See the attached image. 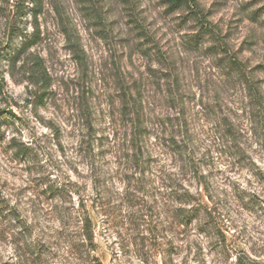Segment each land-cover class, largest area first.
Listing matches in <instances>:
<instances>
[{
  "label": "rangeland",
  "instance_id": "obj_1",
  "mask_svg": "<svg viewBox=\"0 0 264 264\" xmlns=\"http://www.w3.org/2000/svg\"><path fill=\"white\" fill-rule=\"evenodd\" d=\"M0 129V264H264V0H0Z\"/></svg>",
  "mask_w": 264,
  "mask_h": 264
},
{
  "label": "trees",
  "instance_id": "obj_2",
  "mask_svg": "<svg viewBox=\"0 0 264 264\" xmlns=\"http://www.w3.org/2000/svg\"><path fill=\"white\" fill-rule=\"evenodd\" d=\"M180 1L182 0H173V2L175 4H178ZM1 130V129H0ZM147 133L146 128H142L141 126L138 128H135V132H134V136H135V144L137 143L138 148L140 149L141 152H143V139L145 134ZM138 137V138H137ZM81 227V236L83 238V244L85 246L89 247V251L96 250V243H95V239H96V235H95V227L94 224L92 222V219L90 217V215L87 213L84 215L83 217V222L82 225H80ZM93 264H101L99 257H93Z\"/></svg>",
  "mask_w": 264,
  "mask_h": 264
}]
</instances>
